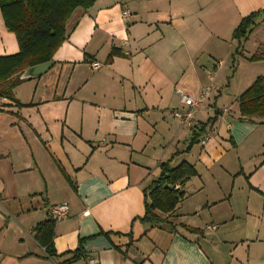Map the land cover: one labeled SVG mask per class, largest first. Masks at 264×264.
Instances as JSON below:
<instances>
[{
  "label": "crops",
  "instance_id": "crops-1",
  "mask_svg": "<svg viewBox=\"0 0 264 264\" xmlns=\"http://www.w3.org/2000/svg\"><path fill=\"white\" fill-rule=\"evenodd\" d=\"M183 2L94 0L90 8L75 9L52 67L37 78L24 79L22 72L14 100L0 99V264L61 261L44 255L34 230L48 220L50 207L62 204L68 214L54 226L56 254L84 241L85 258L72 264H264V123L243 120L237 99L226 103L211 83L214 97L207 106L219 114L187 150L191 130L179 121V131H171L167 123L168 117L176 121L180 82L162 71L165 57L169 67H180V28L194 18L212 26L206 35L216 40L225 41V26L237 47L233 30L250 13L264 12V0ZM165 26L173 31L168 42ZM242 46L236 55L259 71L245 77L244 91L264 76L258 75L264 60L248 61L263 50L264 16ZM114 49L121 54L107 64ZM18 50L0 13V56ZM194 60L188 54L200 93L215 73L205 76ZM169 84L178 104L168 111L161 91ZM209 111L195 124L213 118ZM167 161L196 171L180 186L184 198L165 215L170 229L140 220L145 195Z\"/></svg>",
  "mask_w": 264,
  "mask_h": 264
},
{
  "label": "trees",
  "instance_id": "trees-1",
  "mask_svg": "<svg viewBox=\"0 0 264 264\" xmlns=\"http://www.w3.org/2000/svg\"><path fill=\"white\" fill-rule=\"evenodd\" d=\"M93 3L94 0H0V13L4 26L14 34L19 49L14 55L0 56V99L14 100L12 90L16 78L22 72L36 65L52 62L54 53L66 40V24L74 10L90 8ZM262 16H264L263 11L250 13L242 18L233 30L231 38L237 41L235 54L241 53L243 43ZM262 49L254 53L248 61H263L264 47ZM120 54L118 50H112L106 63L109 64ZM237 105L239 116L243 120L255 118L264 123V76L255 78L238 96ZM218 114V111H214L215 116L206 124H195L190 128L191 138L187 150L199 142L206 126L212 125ZM159 169L158 178L145 195L144 216L140 219L153 227H158L162 223L169 224L164 216L169 217L184 198L180 186L196 176L194 168L185 162L171 168L167 161L161 164ZM175 185H179V189L174 190ZM55 223L56 221L48 217V220L34 230V239L42 248L44 255L54 261L61 259L56 264H72L84 259L83 240L78 241L73 252L56 254L53 245ZM187 230L197 233V229L187 228ZM69 255L68 259H64Z\"/></svg>",
  "mask_w": 264,
  "mask_h": 264
},
{
  "label": "rangeland",
  "instance_id": "rangeland-1",
  "mask_svg": "<svg viewBox=\"0 0 264 264\" xmlns=\"http://www.w3.org/2000/svg\"><path fill=\"white\" fill-rule=\"evenodd\" d=\"M182 1H184L183 5H185V0ZM170 27L171 26H165L163 28L164 42H168L166 41V39H168V37H170V34L173 33ZM211 28L212 26L209 27V24L202 25L200 20H197L195 18L193 22L186 24V27L180 28V37L181 40L183 39V45L181 44L182 41L181 43L179 42L176 46L177 50L175 52V55H178V58H176L175 61L177 64H179L180 62V67H169L168 63H170L171 59L168 60V58L165 57L163 61L164 64L162 71L164 72L163 74H166V76L170 78L179 79L180 85L176 84V88H180V92H183V94L197 96L199 93L200 84H197L198 78L195 75V69L193 67L191 68L189 66V63L187 62L188 54L193 55L195 58L194 62L196 63V66H204L205 71H202V73L207 72L208 75L215 73L213 75V79L206 81V85L204 84L203 86H207L212 83L218 90L221 91V97L223 98V101L230 104L234 102L235 98L237 99L238 94L243 92L241 91L243 90L242 84L244 85V83L242 82H244L245 77L251 75V70H253L254 72L259 71H256L253 68L257 65L251 66V64L242 60L241 56L235 54L236 47L234 46V42L229 40V33L227 32L228 35L226 34L227 28L225 26H222L223 35L221 34V37H225L223 38V40L225 41L216 40L213 37H209L208 35H206L208 34V29ZM164 47L165 48L163 49V54L167 49L165 44ZM261 74L264 75V72L258 73V75ZM206 75L207 74L205 73V76ZM174 89V85L169 84L161 91L163 95V105L166 106V109H168V111L178 104V96L175 94ZM213 94L214 93L210 95L209 99L206 101L207 104L205 103L206 105L202 108V110H200L196 114V119L199 118L204 121L208 117L204 114L205 108H208V110L210 108L208 115H211L212 112L214 113L215 107L207 106L211 102V99L214 97ZM148 96L149 93L147 92V97ZM152 98L153 97L148 100L150 101L152 100ZM175 120L176 121H174L172 117H168L167 119V123L168 126L170 125L171 131H179V120ZM149 131L150 128H148V132ZM154 146L158 147L157 143L153 144V147ZM153 147L147 148L146 155L151 153L150 151H153ZM155 164L157 163L155 162ZM176 165L177 164L173 163L171 164V167H174ZM165 219L167 220V218ZM160 226L170 229L172 227V223H162ZM223 257H226V254H224Z\"/></svg>",
  "mask_w": 264,
  "mask_h": 264
},
{
  "label": "built area",
  "instance_id": "built-area-1",
  "mask_svg": "<svg viewBox=\"0 0 264 264\" xmlns=\"http://www.w3.org/2000/svg\"><path fill=\"white\" fill-rule=\"evenodd\" d=\"M127 11L122 12V18H126L128 16ZM93 68H98L99 65L94 63L92 65ZM213 90V85L210 84L203 89H201L200 93L197 96H193L190 94L179 93L180 97V108L173 112V116L180 121L182 125L187 127L188 129L192 128L196 123V114L202 110L205 106V101L208 99L210 92ZM209 135H206L202 139V144L207 141ZM174 190L178 189V185L173 187ZM68 214V207L66 204L56 205L49 208L48 215L54 221H59L64 219ZM84 215H88V212L85 211ZM91 264H95V261H92Z\"/></svg>",
  "mask_w": 264,
  "mask_h": 264
},
{
  "label": "water",
  "instance_id": "water-1",
  "mask_svg": "<svg viewBox=\"0 0 264 264\" xmlns=\"http://www.w3.org/2000/svg\"><path fill=\"white\" fill-rule=\"evenodd\" d=\"M52 67V62L36 65L25 70L22 74L24 79L37 78L44 75Z\"/></svg>",
  "mask_w": 264,
  "mask_h": 264
}]
</instances>
